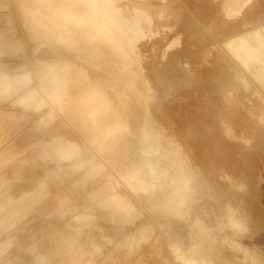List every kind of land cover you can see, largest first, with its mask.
<instances>
[{
	"label": "rangeland",
	"instance_id": "1",
	"mask_svg": "<svg viewBox=\"0 0 264 264\" xmlns=\"http://www.w3.org/2000/svg\"><path fill=\"white\" fill-rule=\"evenodd\" d=\"M24 3L38 9L32 30ZM122 7L147 10L157 33L140 45L148 114L115 47L69 45L38 1L0 0V264H264L263 19L227 21L220 0ZM149 143L166 176L137 193L127 178ZM111 196L138 216L118 214Z\"/></svg>",
	"mask_w": 264,
	"mask_h": 264
},
{
	"label": "bare ground",
	"instance_id": "2",
	"mask_svg": "<svg viewBox=\"0 0 264 264\" xmlns=\"http://www.w3.org/2000/svg\"><path fill=\"white\" fill-rule=\"evenodd\" d=\"M36 1H38V3L40 4L39 11H43L45 14V19H40V21L44 22L48 29H59L58 34L61 36L60 41H65L62 34L66 36L67 43L69 45L79 44L80 42L88 43L91 42L92 38H95L100 40L101 43L112 45L125 56V59H127V61L131 63L138 74L136 86L138 88L140 84L142 87L140 103L142 105V108H144L145 112L147 113V105L150 99L149 90L151 88L141 68L140 58L135 52V44L136 39L138 38V32L137 30H135V28L130 30L124 25L121 19L122 17L115 7L116 0ZM31 5L29 6L28 4L24 3L23 13L29 29L32 30L36 25L34 24L33 20L35 19V17H37L36 14H38V9H33ZM79 5H87L91 8V13H79L76 8V6ZM37 22L39 21H36V23ZM73 49L77 51L80 48ZM143 119L144 120L140 124V128L138 130V135L141 137H143L142 135L144 133V130L148 125L146 118ZM132 134V132H129V137ZM134 136L138 138L137 134H134ZM147 146V148L140 149L141 155L139 166L135 167L134 172L127 178L128 184H130L137 193L141 191L143 193L157 191L162 177L163 175H165V173L159 172L157 170V167L150 160L153 154L158 153V145L156 143H149ZM103 151H101V153H103ZM106 157L108 158V156ZM133 165L136 166L135 163H133ZM144 171H146V173L149 175V179L145 178L146 174L144 173ZM184 171L182 172L183 174ZM107 203H109V206H111L114 211L124 216L125 218L133 219L138 216V210L136 206L125 196H111ZM188 260L189 264H201L194 257L191 259L189 258ZM202 263L207 264V262Z\"/></svg>",
	"mask_w": 264,
	"mask_h": 264
},
{
	"label": "flooded vegetation",
	"instance_id": "3",
	"mask_svg": "<svg viewBox=\"0 0 264 264\" xmlns=\"http://www.w3.org/2000/svg\"><path fill=\"white\" fill-rule=\"evenodd\" d=\"M126 1H129V0H118V2H116V6L119 7V8L117 7V10L120 13V16L122 17L121 19L124 25L130 30L135 28V30H137L138 32V38H137L138 40L136 39L135 52L140 58V65L144 72V66H143L141 52H140V45L148 39L155 38L157 34L156 32L152 30L153 17L150 15V13L147 10H145L144 8H138V7H134V9L131 11V14L128 13L130 9L126 10L124 7H122L123 2H126ZM254 1L255 0H220L221 15L225 20L230 21V22L242 21L244 20L246 11L251 7ZM263 28L258 29V30L254 29L255 31L249 30V31H252L249 34H255V32L262 30ZM237 36H239V34L236 35V37ZM240 37H243V36H240ZM240 37H237L235 39H238ZM235 39H232V40H235ZM232 40L225 41V43L223 44V48L225 50H226V44ZM180 46H181V41L179 40V38H176L167 47L166 51L169 52L172 50H177L178 48H180ZM165 54L166 53H164V55ZM240 79L242 83L246 87H248L249 80L244 75H242Z\"/></svg>",
	"mask_w": 264,
	"mask_h": 264
},
{
	"label": "crops",
	"instance_id": "4",
	"mask_svg": "<svg viewBox=\"0 0 264 264\" xmlns=\"http://www.w3.org/2000/svg\"><path fill=\"white\" fill-rule=\"evenodd\" d=\"M255 1H256V0H255ZM255 1H254V3H253L252 5L255 4ZM261 3H262V7H261L258 11H255V9H254V10L251 12V9H250V8L248 9V18H252L251 20L253 21V23H255V22L257 21L258 18H259V19H263V21H264V0H261ZM252 5H251V6H252ZM251 14H252V17H251ZM7 152H8V150H7ZM2 210H3V211L5 210V209H4V206H0V213H1ZM7 212H9V211L7 210ZM16 212H17V211H11V213L8 214V216L16 217V216H17V213H16ZM2 216H3V215H0V219H1ZM6 218H7V217L1 219L2 221H1L0 223H3V222L6 220ZM16 220H17V219H16ZM16 220H15V221H16ZM15 221H14L12 224H14ZM8 227H9V226H8ZM0 252H1V251H0ZM38 261H39L40 264L45 262V261H44V258H39Z\"/></svg>",
	"mask_w": 264,
	"mask_h": 264
}]
</instances>
